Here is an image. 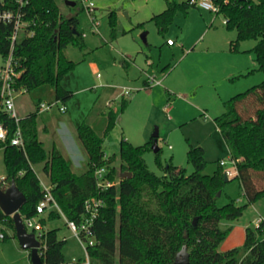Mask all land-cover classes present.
Instances as JSON below:
<instances>
[{
  "label": "trees",
  "instance_id": "16d2710c",
  "mask_svg": "<svg viewBox=\"0 0 264 264\" xmlns=\"http://www.w3.org/2000/svg\"><path fill=\"white\" fill-rule=\"evenodd\" d=\"M5 1L8 3L4 6L11 7L12 0ZM189 1L166 0V8L152 17L160 32L167 30L179 12H187L192 6ZM215 3L219 7L216 14L224 16L227 28L237 30V43L249 38L256 40L253 50L259 68L264 72V0H215ZM82 10L85 12L83 7ZM24 19L30 23L26 34L13 48L15 68L19 72L13 79V90L15 93L30 92L50 84L57 101H69L74 92L66 89L62 80L79 61L69 59L65 49L68 46L86 49L80 19L64 16L55 0H31L25 8ZM110 24L115 38L117 20L114 13ZM13 30L11 23L0 22V53L5 59L11 51ZM1 91L0 80V122L8 129L7 140L0 142L7 169L0 188L6 189L13 180L16 182L27 198L20 209L24 219L38 216L37 206L44 198L35 171L39 164L68 219L80 221L85 212V201L92 197L102 198L105 205L92 227L96 242L88 247L90 264H172L184 245L190 253V264H264V221L259 227L261 235L247 228L242 256L238 247L219 250L231 230V227L223 229L221 221L237 219L249 203L264 196V187L258 188L255 181L259 173L264 175V80L229 98L225 102L226 111L216 118L230 155L236 161L235 177L248 200L245 205L231 200L223 206L218 204V193L223 191L229 179H224L222 171L204 173L207 164L204 147L190 144L188 159L194 166L190 174L171 162L162 165L159 148L156 154L163 175H157L144 158L154 138L143 145H134L124 138L120 145L118 171L111 165L113 158H104L103 138L83 122L77 130L88 154L89 169L78 174L56 146L48 151L39 140L37 112L16 121L3 109ZM246 103L251 112L243 114L240 108ZM109 119L114 123L116 113L111 111ZM18 127L24 146L11 144ZM102 166L108 167L110 179L118 181L105 190L98 188L94 174L96 168ZM123 172H131V176L123 178ZM46 213L47 218L39 220L43 227L48 220L63 217L55 209ZM194 218H197L196 224ZM0 224L4 238L7 228L16 235L13 217L6 216L1 207ZM58 230L57 227L43 228L46 247L40 251L44 264L66 262L63 250L67 240L59 237ZM84 260L79 259V264Z\"/></svg>",
  "mask_w": 264,
  "mask_h": 264
},
{
  "label": "rangeland",
  "instance_id": "374dc122",
  "mask_svg": "<svg viewBox=\"0 0 264 264\" xmlns=\"http://www.w3.org/2000/svg\"><path fill=\"white\" fill-rule=\"evenodd\" d=\"M55 1L64 16L80 19V28L86 33V49L73 46L65 49L66 56L79 63L62 83L78 93L71 101L65 102L69 106L67 112L60 113L55 105L49 113H59L68 120L77 115L81 121L101 129L106 158H113L111 165L118 171L122 140L125 138L135 145H143L156 131L162 165L171 162L192 173L194 166L188 159L192 144L205 149L207 164L204 173L235 170L229 146L216 118L226 111L225 102L229 98L264 80V72L259 68L253 50L255 39L237 43V30L227 28L222 14L193 5L187 12H179L162 33L152 17L166 8V0H95L97 31L93 30L81 3L69 6L65 0ZM112 13L117 20L115 38L111 34ZM144 33L146 42L142 38ZM168 39L174 41L173 46L168 44ZM4 64L5 58L0 53V70ZM149 75L156 76L161 83L145 87L144 80ZM123 88H131V95L123 96ZM40 98L55 102L50 84H43L30 92L15 93L13 100L18 117L35 109ZM240 110L243 114L251 112L248 103ZM111 111L117 115L114 123L109 119ZM46 115L42 114V117ZM55 122L50 124L51 138L55 134ZM46 139L49 149L51 142L48 137ZM79 151L83 160L74 169L81 174L89 169V159L82 145ZM144 158L153 172L163 175L152 146ZM222 160L226 161L223 167L220 165ZM35 171L39 178L50 184L42 165H36ZM6 174L1 149L0 177ZM235 176L228 177L218 199L220 206L231 200L238 205L248 204ZM255 181L258 188L264 187L263 174L259 173ZM42 217L47 218V213L38 216L37 220ZM259 218L264 221V196L249 203L237 219L221 221L223 229L231 227V230L219 250L238 247L242 256L247 228L261 235ZM52 227L59 228V237L67 240L63 250L66 262L85 259V252L64 217L48 220L45 228ZM1 232L4 233L0 224ZM6 233V238L0 235V264H32L29 250L22 248L14 232L7 228Z\"/></svg>",
  "mask_w": 264,
  "mask_h": 264
},
{
  "label": "built area",
  "instance_id": "2783aa9c",
  "mask_svg": "<svg viewBox=\"0 0 264 264\" xmlns=\"http://www.w3.org/2000/svg\"><path fill=\"white\" fill-rule=\"evenodd\" d=\"M31 0H12L11 7H5V3H8L5 0H0V22L3 23H11L14 27L12 36H11V42L12 47L11 51L8 54L7 58L5 59V64L2 66L0 70V80L2 85V106L3 109H5L12 117L16 119V121L19 120L15 104H14V94L15 91L12 88V82L14 77L19 75V72L16 70L15 66L17 62L14 59L13 56V48L16 44V42L21 38L22 34H26L27 27L29 26V21L24 19L25 16V8L29 5ZM76 3H81L82 7L84 8L85 12L89 15V18L92 23L93 30L97 31L98 21L95 16V0H76ZM189 3L193 6L200 7L202 9L215 12L217 13L219 10V7L215 3V0H190ZM86 34V33H85ZM84 34V35H85ZM168 44H174V41L171 39H168ZM147 82L149 85L151 84H160L161 80L157 79L154 75H149L147 78ZM131 88H123V96H130L132 93ZM52 107L51 104L46 103H40V109L42 110H49ZM59 109L64 112L67 109V106L65 103L59 104ZM8 138V129L4 126L2 122H0V142H5ZM11 144L18 145V146H24V140L21 129L18 127L16 130L14 136L11 139ZM0 149H2L0 147ZM104 158H106V155L104 153ZM232 162L235 166V170L232 169H226V173L228 177H231L234 175L235 171L237 170L236 167V161L231 157ZM226 161L222 160L220 161V165L225 166ZM108 167L102 166L99 168H96L95 170V178L97 181V186L100 190H105L113 185H116L118 183L117 180H112L108 176ZM40 183L44 190V198L40 201V203L37 206V212L38 216L43 215L45 212L51 209H55L62 216L64 217L68 227L73 231L75 237L79 241L81 247L83 248L85 252V260L84 263L81 264H90V258L88 253V247L95 244L96 240L94 236H92V227L94 226L95 220L98 218L100 211L102 207L105 205V201L102 198L98 197H92L88 198L85 201V212L81 218L80 221L76 220H70L68 219L61 207L59 206L58 202L56 201L55 197L52 194L51 191V185L46 184L41 178ZM4 178H0V183H3ZM33 218H23V223L26 227V229L30 232H34L37 239L41 242V247L39 249L42 250L46 247L43 239V226L39 220H37V217ZM263 221L262 218L258 219V222L261 224ZM1 237H4V233H1ZM41 253V251H40ZM71 264H79L78 260L73 259L72 262H69ZM62 264H68V262L62 263Z\"/></svg>",
  "mask_w": 264,
  "mask_h": 264
},
{
  "label": "crops",
  "instance_id": "0c3cea01",
  "mask_svg": "<svg viewBox=\"0 0 264 264\" xmlns=\"http://www.w3.org/2000/svg\"><path fill=\"white\" fill-rule=\"evenodd\" d=\"M169 45L173 46L174 44H169ZM62 85L66 89L73 91L74 95H75V93H78V92H75L74 90L70 89V87L64 85L63 83H62ZM144 86L145 87L149 86L147 79L144 80ZM20 92H26V91H20ZM53 92H54V90H53ZM54 97H55V92H54ZM69 101H71V99ZM40 103L51 104L52 107L55 105H58V109H59L60 101H57L56 98H55V102L54 101H45L44 99L40 98V99H38V101L35 105L36 106L35 109L29 111L28 113H24L21 117L19 116V118H23V117L27 116L28 114H30L31 112H37V130H38L39 140L43 143L44 147L48 151L51 150L53 148V146H56L60 150V152L63 154V156L68 160V162L71 165L72 170L75 172L74 168L79 167L81 165V160H83V156L81 155V153L79 151L80 145L83 146V144H82V142L78 136V130L77 129L80 126V124H82L83 122H85V123H87V122L81 121L79 118H77V115H72V119H73V121H72V119L68 120V119L64 118V116H59V113L58 114L57 113H55V114L49 113L52 110V107L49 110H42V109H40ZM66 106H67L66 111L62 112L59 109V112L60 113L67 112L69 110V106L68 105H66ZM42 114H47V115L44 118V117H42ZM39 116H41V118ZM104 120L106 121V118H104ZM54 121H56L54 124L55 134L51 138L50 137L51 135L49 136V133H50L49 128H50V124H53ZM87 124L90 125L93 129H95V131L102 137L101 129H97V127L94 126L90 122ZM47 137H48V139H50V142H51L49 149H47L46 143H45L47 140L46 139ZM236 174H237V170L235 171L234 175H236ZM1 178H4V177H1ZM1 228H3L2 225H1Z\"/></svg>",
  "mask_w": 264,
  "mask_h": 264
},
{
  "label": "water",
  "instance_id": "95a60500",
  "mask_svg": "<svg viewBox=\"0 0 264 264\" xmlns=\"http://www.w3.org/2000/svg\"><path fill=\"white\" fill-rule=\"evenodd\" d=\"M69 6H75L76 2L71 0H65ZM143 40L146 42V33L142 35ZM158 131L153 134L152 149L157 152L159 147L157 144ZM131 172H123L121 177H130ZM224 179L228 180V175L224 173ZM219 195L221 192L218 193ZM27 198L25 194L19 189L16 182L13 180L10 186L6 189L0 188V207L2 208L6 216H12L15 224V231L17 239L22 248L29 250L32 264H44L41 253L39 251L41 242L37 239L34 232H30L26 229L23 223V217L20 213V209L26 202ZM197 218H194L193 223L196 224ZM71 264V263H68ZM172 264H190V253L187 245H184L177 253L175 261Z\"/></svg>",
  "mask_w": 264,
  "mask_h": 264
}]
</instances>
